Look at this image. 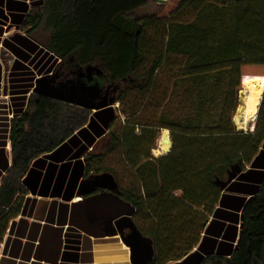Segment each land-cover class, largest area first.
Returning <instances> with one entry per match:
<instances>
[{
  "label": "trees",
  "instance_id": "trees-1",
  "mask_svg": "<svg viewBox=\"0 0 264 264\" xmlns=\"http://www.w3.org/2000/svg\"><path fill=\"white\" fill-rule=\"evenodd\" d=\"M146 4L42 0L23 20L25 37H15L22 47L41 46L58 62L61 80L90 69L102 94L109 87L113 103L93 113L30 94L10 122L12 164L0 186V242L19 213L18 197L26 193L21 181L31 163L80 135L92 146L84 178H113L118 197L134 208L137 230L154 242L150 264H176L198 244L220 200V184L259 154L264 92L253 133L237 131L233 118L242 78L264 77V0H183L169 18L135 17ZM116 103L126 108L117 116ZM161 130L169 131L171 149L153 158ZM238 206L237 250L199 264H264V178Z\"/></svg>",
  "mask_w": 264,
  "mask_h": 264
},
{
  "label": "crops",
  "instance_id": "crops-1",
  "mask_svg": "<svg viewBox=\"0 0 264 264\" xmlns=\"http://www.w3.org/2000/svg\"><path fill=\"white\" fill-rule=\"evenodd\" d=\"M41 3L42 0H0V30L4 31L8 26L17 28V32L13 31L11 35L5 31L0 33V50L4 48L13 59L8 72L0 62V186L12 164L10 122L23 113L34 81L52 73L54 65L58 63L36 43L30 42V45L24 48L15 40V37H25L21 30L22 22L29 11L39 7ZM20 17L22 19L17 23ZM10 46L21 50L23 56L12 53L8 48ZM5 77L9 83L7 95L2 94ZM84 136L90 140L93 133L88 130ZM76 137L73 142H67L51 154L31 163L26 176L21 181L26 193L18 197L19 213L9 222L0 242V264H46L33 259L44 225L63 228V245L58 264H72L68 261L76 258L73 264L128 263V259L95 262L92 249L90 252L82 248L84 241L91 243L93 239L88 240L81 232L67 225L72 203L101 193L118 196V186L113 178L98 176L88 181L84 178V159L92 146H87L83 136V138L80 135ZM98 139L95 138L94 143ZM85 146L88 147L87 150L81 153V149ZM169 152L170 150L166 153ZM263 178L264 147H261L252 163L240 171L226 189L221 191L220 200L210 215L198 244L189 254L175 263L199 264L206 256L229 258L234 252L239 236L241 211L238 205L259 190ZM108 181H111L113 191L108 189ZM90 191L92 192L89 193ZM116 237L119 238L118 235Z\"/></svg>",
  "mask_w": 264,
  "mask_h": 264
},
{
  "label": "water",
  "instance_id": "water-1",
  "mask_svg": "<svg viewBox=\"0 0 264 264\" xmlns=\"http://www.w3.org/2000/svg\"><path fill=\"white\" fill-rule=\"evenodd\" d=\"M90 71L87 69L86 74H79L75 79L61 80L58 71L54 70L34 81L31 94L93 113L107 109L113 103V99L108 98L109 87L102 94L100 81L92 78ZM239 173L240 171L231 172L227 181L220 184L221 191ZM108 182V189L113 191L111 181ZM133 212L134 208L117 195L101 193L72 203L67 225L81 232L88 240L118 235L122 245L128 250V264H150L155 255L154 242L139 233L132 218ZM241 220L240 214L239 231ZM124 230L129 231L127 237L122 235ZM62 232L63 228L44 225L33 259L46 264H58L63 245ZM236 250L237 246L234 247V252Z\"/></svg>",
  "mask_w": 264,
  "mask_h": 264
},
{
  "label": "rangeland",
  "instance_id": "rangeland-1",
  "mask_svg": "<svg viewBox=\"0 0 264 264\" xmlns=\"http://www.w3.org/2000/svg\"><path fill=\"white\" fill-rule=\"evenodd\" d=\"M146 1H147V4L144 7L138 9L137 11H135L134 16L137 17V18L154 17V18H156L158 20H163V19H166V18H169L170 16H172L175 13L176 8L180 4V2L183 1V0H146ZM4 31L6 33H8V35H11L12 33L17 32V28H13L12 26H8L6 28V30H4ZM4 31L1 29L0 33H3ZM12 61H13V59H12L11 54L9 52H7L4 48H2L0 50V62L2 63V65H3V67H4L6 72L9 71V69H10V67L12 65ZM54 66H55L54 67V70H55L56 69V65H54ZM246 80H255L264 89V77H260L259 76V77L243 78V80H241V91H242L243 81H246ZM8 91H9V83H8L7 77H5V79L3 80V83H2V94L7 95ZM261 100L256 103L255 114H254L253 118L248 122V124L245 127L241 128V126H239L237 124V122L234 121L235 117H237L238 114H239V110L243 108V103H244L243 97L241 95V92L239 93V106H238V108L236 110V113L234 115V118H233V122H235L234 125H235L237 131H242L243 133H253L254 125H255L256 117H257V113H258V108L260 106ZM113 107H114V109L116 111V113H115L116 116L120 113V111L126 109V108L122 107L121 105H119L117 103ZM119 119H120L121 122H123L125 117L122 116V115H119ZM137 133H138V131H137ZM162 133H167L168 134L170 145H171L169 131L167 132V131L161 130L159 132V134H158V137H157L158 139L156 141L155 149L152 150V152H151L152 157H156L154 155V153L158 152V150H159L160 138H161ZM124 184H125V178H124V180H122V185H124ZM82 248L84 250L85 249L86 250H90V252H91L92 245H91L90 241H88V242L84 241L82 243ZM127 252H128V250H127Z\"/></svg>",
  "mask_w": 264,
  "mask_h": 264
},
{
  "label": "bare ground",
  "instance_id": "bare-ground-1",
  "mask_svg": "<svg viewBox=\"0 0 264 264\" xmlns=\"http://www.w3.org/2000/svg\"><path fill=\"white\" fill-rule=\"evenodd\" d=\"M263 87L255 80L243 81L241 95L243 97V108L239 110V114L234 121L239 126L245 127L255 114L256 103L262 98ZM234 122V123H235ZM171 148L167 133H163L160 138L159 152H165ZM168 152V151H167ZM92 251L95 262H114L127 261V249L122 246L119 238L114 236L111 238L93 239Z\"/></svg>",
  "mask_w": 264,
  "mask_h": 264
},
{
  "label": "clouds",
  "instance_id": "clouds-1",
  "mask_svg": "<svg viewBox=\"0 0 264 264\" xmlns=\"http://www.w3.org/2000/svg\"><path fill=\"white\" fill-rule=\"evenodd\" d=\"M137 131H139V130H137ZM167 151L168 150H165V152H163V153L158 151V152H155L154 155L159 157L160 155L166 154Z\"/></svg>",
  "mask_w": 264,
  "mask_h": 264
},
{
  "label": "flooded vegetation",
  "instance_id": "flooded-vegetation-1",
  "mask_svg": "<svg viewBox=\"0 0 264 264\" xmlns=\"http://www.w3.org/2000/svg\"><path fill=\"white\" fill-rule=\"evenodd\" d=\"M108 93H109V92H108ZM108 96H109V94H108ZM128 234H129V231H128V230H124V231L122 232L123 237H127Z\"/></svg>",
  "mask_w": 264,
  "mask_h": 264
}]
</instances>
